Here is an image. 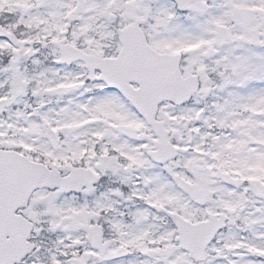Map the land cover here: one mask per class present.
Listing matches in <instances>:
<instances>
[{
	"label": "snow or ice",
	"instance_id": "snow-or-ice-1",
	"mask_svg": "<svg viewBox=\"0 0 264 264\" xmlns=\"http://www.w3.org/2000/svg\"><path fill=\"white\" fill-rule=\"evenodd\" d=\"M0 264H264V0H0Z\"/></svg>",
	"mask_w": 264,
	"mask_h": 264
}]
</instances>
